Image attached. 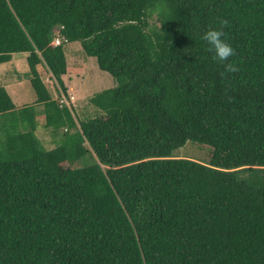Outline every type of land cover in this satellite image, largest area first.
<instances>
[{
    "label": "trees",
    "instance_id": "1",
    "mask_svg": "<svg viewBox=\"0 0 264 264\" xmlns=\"http://www.w3.org/2000/svg\"><path fill=\"white\" fill-rule=\"evenodd\" d=\"M73 42L116 83L86 119L60 100ZM20 53L35 102L0 85V264H264V0H0V65Z\"/></svg>",
    "mask_w": 264,
    "mask_h": 264
},
{
    "label": "rangeland",
    "instance_id": "2",
    "mask_svg": "<svg viewBox=\"0 0 264 264\" xmlns=\"http://www.w3.org/2000/svg\"><path fill=\"white\" fill-rule=\"evenodd\" d=\"M150 22L155 24V17H152ZM55 42L56 40L53 43ZM66 57L67 74L62 76L67 90L65 101L67 105L74 108L79 119L94 117L96 113L89 102L90 98L102 90L114 87L116 83L109 74L98 69L94 58L85 55L79 42L67 44ZM45 81L50 87L52 85L50 82L54 83L51 77H46ZM0 85L7 88L18 108L33 106L35 94L29 83L24 54H14L9 63L0 65ZM49 90L53 92L52 89ZM35 109V125L37 126L35 134L42 141L44 148L50 150L56 146V143L52 142L54 137L43 126V107L36 106ZM1 138L0 132V140ZM210 152L211 148L208 146L187 142L174 152V156L207 162Z\"/></svg>",
    "mask_w": 264,
    "mask_h": 264
},
{
    "label": "clouds",
    "instance_id": "3",
    "mask_svg": "<svg viewBox=\"0 0 264 264\" xmlns=\"http://www.w3.org/2000/svg\"><path fill=\"white\" fill-rule=\"evenodd\" d=\"M221 24H227V21H221ZM200 38L206 43L208 51L212 54L211 59L213 61L222 65L224 71L231 72L234 70L235 66L231 63L230 57L235 54V49L226 39V33L223 27L209 26L201 33ZM65 98L66 96L62 95L60 100L64 102Z\"/></svg>",
    "mask_w": 264,
    "mask_h": 264
},
{
    "label": "built area",
    "instance_id": "4",
    "mask_svg": "<svg viewBox=\"0 0 264 264\" xmlns=\"http://www.w3.org/2000/svg\"><path fill=\"white\" fill-rule=\"evenodd\" d=\"M55 45L59 44V41L56 40V42L54 43ZM64 100V99H63ZM64 102L66 103V101L64 100Z\"/></svg>",
    "mask_w": 264,
    "mask_h": 264
},
{
    "label": "crops",
    "instance_id": "5",
    "mask_svg": "<svg viewBox=\"0 0 264 264\" xmlns=\"http://www.w3.org/2000/svg\"><path fill=\"white\" fill-rule=\"evenodd\" d=\"M6 90H7V88H5ZM7 92H8V90H7ZM10 94V93H9ZM11 96V95H10ZM12 98V97H11ZM13 102H14V100H13Z\"/></svg>",
    "mask_w": 264,
    "mask_h": 264
}]
</instances>
